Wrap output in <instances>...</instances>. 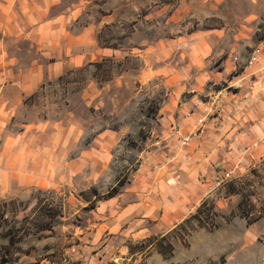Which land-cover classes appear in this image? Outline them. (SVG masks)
<instances>
[{
  "label": "rangeland",
  "instance_id": "374dc122",
  "mask_svg": "<svg viewBox=\"0 0 264 264\" xmlns=\"http://www.w3.org/2000/svg\"><path fill=\"white\" fill-rule=\"evenodd\" d=\"M196 43L209 44L211 53L227 50L235 60L226 80L209 79L207 87L231 81L240 90L243 73H260L243 71L264 47V0H0V90L13 95L19 82L30 84L8 129L26 130L27 139L36 134L41 150H52L51 159L61 153L62 160L45 186L0 198V264H197L185 259L199 251L203 228L172 234L173 254L164 258L147 238L176 224L128 219L120 209L131 198L119 199L161 146L163 115L191 95L179 91L181 80L188 86L199 73L221 69L213 54L194 62ZM103 58L112 61L96 70L91 62ZM106 69L110 78L100 80ZM199 97L209 99L204 92ZM59 133L61 147L50 148ZM238 148V161L225 160L219 173L236 166L231 179L206 196L218 214L217 227L206 230L236 236L238 252L250 246L256 259L264 256V153L253 157L251 146ZM117 179L126 180L119 192L97 199ZM231 182L236 193L229 192ZM243 195L251 214L261 215L250 225L238 207ZM49 207L60 215L41 229Z\"/></svg>",
  "mask_w": 264,
  "mask_h": 264
},
{
  "label": "crops",
  "instance_id": "0c3cea01",
  "mask_svg": "<svg viewBox=\"0 0 264 264\" xmlns=\"http://www.w3.org/2000/svg\"><path fill=\"white\" fill-rule=\"evenodd\" d=\"M1 8L5 11L4 6ZM44 14L43 8L38 17ZM211 52L209 44L196 43L192 58L200 63L213 54L221 58V69L216 73H199L188 86L186 80H181L179 91L188 89L191 95L181 98V103L163 115L169 127L166 125L160 138L161 146L146 156L119 193V199L131 198L120 209L128 219L151 220L155 227L169 228L194 212L199 200L211 192L225 160L238 161L235 149L246 145L251 146L253 157L264 153V72L255 73L254 77L243 73L240 90H232L231 81L210 89L206 85L209 79L226 80L236 66L231 52L224 49ZM259 65L264 66V47L255 50L243 72L255 71ZM19 84L13 95L0 90V198L14 196L31 186H45V180L59 171L62 161L61 153L51 159L52 150H41L43 144L36 134L27 139L26 130L12 133L8 129L22 97L30 92V84L24 81ZM201 92L209 95V99L202 100ZM174 100L177 101V94ZM199 118H204L200 132L196 130ZM54 136L57 138L52 137L48 144L50 148H60V133ZM197 233L199 251L185 260L207 264L225 253L226 261L222 264H264V256L250 257V246L238 252L236 236L219 233L212 237L204 228Z\"/></svg>",
  "mask_w": 264,
  "mask_h": 264
},
{
  "label": "trees",
  "instance_id": "16d2710c",
  "mask_svg": "<svg viewBox=\"0 0 264 264\" xmlns=\"http://www.w3.org/2000/svg\"><path fill=\"white\" fill-rule=\"evenodd\" d=\"M106 61H112L109 58H103L100 61L91 62V64L95 67L96 70H100L102 66H105L104 63ZM108 66V65H107ZM105 68H103L104 70ZM106 75L102 76L100 80H108L110 78V74H108V69L105 70ZM104 73V72H102ZM126 180L117 179L114 185L108 187V189L99 193L96 192L97 199H108L115 196L121 186L125 183ZM238 188H236V184L231 182L229 184V192L236 193ZM238 207L241 211V214L245 217L247 225L255 222L257 219L261 217V215L254 216L252 215V205L248 203L247 196H242V198L238 202ZM60 215V211L55 208H50L48 211L44 213L45 220L41 224V229L50 228L51 222ZM215 202L213 199L209 197H204L195 211L187 216L183 221L176 224L170 231L158 234L151 235L147 238V241L150 242L151 245L155 246V249L158 253H160L164 258H168L173 254L174 246L170 240V236L173 234L174 236L182 237V234H187L189 231L196 228H204L207 230H212L217 227V222L215 217L217 216ZM132 250V248H130Z\"/></svg>",
  "mask_w": 264,
  "mask_h": 264
},
{
  "label": "built area",
  "instance_id": "2783aa9c",
  "mask_svg": "<svg viewBox=\"0 0 264 264\" xmlns=\"http://www.w3.org/2000/svg\"><path fill=\"white\" fill-rule=\"evenodd\" d=\"M258 68H259L258 70H259L260 73H263V72H264V67H263L262 65H259ZM197 123H198L199 128H197L196 130L200 132V131L202 130V127H203V124H204V118H199V119L197 120ZM183 141H184V142L188 141V138L185 137V138L183 139ZM244 151H247V149L244 150ZM235 168H236V166H230V167L224 169V170L221 172V174H220V175L214 180V182H213V186H216V181L218 180V178H220V177H226V173H227V172H234V171H235Z\"/></svg>",
  "mask_w": 264,
  "mask_h": 264
},
{
  "label": "bare ground",
  "instance_id": "6f19581e",
  "mask_svg": "<svg viewBox=\"0 0 264 264\" xmlns=\"http://www.w3.org/2000/svg\"><path fill=\"white\" fill-rule=\"evenodd\" d=\"M231 175H232V173L231 172H227L226 173V177H220V178H218V180L216 181V183H217V186H220V185H222L225 181H228L229 179H231ZM213 187H215V186H213Z\"/></svg>",
  "mask_w": 264,
  "mask_h": 264
}]
</instances>
